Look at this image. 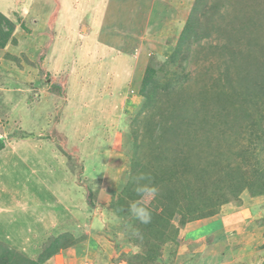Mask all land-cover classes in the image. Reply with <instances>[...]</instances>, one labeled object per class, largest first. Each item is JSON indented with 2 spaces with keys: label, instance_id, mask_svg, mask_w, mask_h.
<instances>
[{
  "label": "rangeland",
  "instance_id": "obj_1",
  "mask_svg": "<svg viewBox=\"0 0 264 264\" xmlns=\"http://www.w3.org/2000/svg\"><path fill=\"white\" fill-rule=\"evenodd\" d=\"M17 1L0 0V13L9 16L18 9ZM25 1L26 8L30 10V0ZM193 1L182 0L186 2V6L185 9L179 7L181 23L187 20ZM219 1L222 4L218 13L222 17L224 15L225 19L220 22L219 15L214 10L206 18L210 36L194 44L188 52L189 61L183 63L186 66V77L181 80V93L176 91L180 87L179 83L171 91L161 90L153 106L141 114L139 107L132 115H124L129 107L128 99L134 105L133 98H136V94L141 97L140 106L145 102L141 90L140 94L133 92L135 84L123 95L102 101L100 106L95 104L100 101L98 100L86 102L85 108L82 102L75 109L69 108L74 106L71 88L76 82L73 80L75 77L71 73H55L52 76L53 73L48 71V67L47 70L43 69L44 57L48 55L50 48L42 55L37 54L36 40L30 43L27 41L26 46H23L25 41H20L23 50L10 48V45H19L14 35V44L10 42L7 49L0 48V139L4 138L6 142V147L0 152V243L11 247L20 239L25 240V235L29 234L28 240L39 243V251L36 253L38 255L53 239L67 235L71 245L65 249L64 258L58 261L60 264H141L135 256L146 249L148 240H151L149 245L154 243L152 236L147 230L145 232L147 224L135 225L134 232L130 235L132 228L128 225L132 217L120 218L109 206L112 200L118 199L133 175V158L145 165L157 159L156 166L159 169L166 168V142L154 139L153 145L146 147L151 139V136L148 138L151 134L147 131L153 132V135L158 134L160 128L157 124L165 121L169 108L166 102L183 100L184 95L190 96L197 104L194 108H189L187 114L190 110L202 113L205 109L204 113H210L213 115L211 118H214V115L216 117L219 113H225L221 108L222 103L217 105L216 102L220 93L229 92L227 80H220L219 77L224 62L222 45L229 41L226 30L231 29V21L232 24L235 23V28H240L237 18L232 17L234 14L240 11L248 18L253 17L260 25L255 29L258 31L256 38L264 43V0ZM117 7L119 6L113 4L110 6L109 14L112 13V18L120 15V8ZM130 7H134V4ZM172 11H175V7H172ZM20 12L18 14L15 11L9 20L18 27L16 33L21 28L25 34L30 35L31 31L24 21L27 13ZM172 16L178 17H175L174 12ZM29 18L32 19V15ZM28 23L33 26L35 24L31 21ZM6 26L0 32V39L6 32ZM124 26L129 27L128 24ZM253 30H247L246 35L248 32V35L252 34ZM135 45L134 43L130 46L135 49ZM213 51L215 54L212 56ZM75 53V58L79 60V54ZM155 53H149V66L159 69L166 59ZM256 58L257 63H262L261 53ZM68 59L73 61L74 57L70 56ZM76 63L79 64L78 61ZM165 73L159 71L155 77L166 86ZM68 75L69 83H66ZM209 87L212 89H208ZM202 93L210 98L205 103L206 108L202 106ZM114 106L120 107L123 114L117 122L110 115ZM80 108H84L82 114L78 112ZM131 108L128 109L130 112L134 107ZM66 109L72 114L68 119H65ZM184 110L187 112V108ZM251 110L243 101L236 103L235 107L228 106L230 117L224 125L226 128L222 127L226 131L222 132L219 128L222 121L216 117L212 120L217 124L216 132L213 128L210 133L208 130H200L196 142L188 148L194 150L195 156L199 153L193 164L198 169L201 167V175H191L189 180H184L201 191L203 200L210 196L213 206L216 204L217 214L196 220L199 221L198 224H191L196 221L190 222L185 234L182 229L186 225L179 227L181 218L179 215L174 216L171 222L180 228V243L177 249L171 243L161 247L164 259H171L169 252L176 251L174 260L177 264H196L197 256L201 252L190 251V245L219 242L220 237H223V243L219 242L223 246L218 245L219 249L215 254L224 252L228 244L227 249L230 246L234 253L232 259L235 264H264V119L261 118L258 122L260 115L253 116ZM75 114L80 115L74 116ZM42 126L45 128L42 129ZM197 128L196 124L192 127ZM24 132L33 137L24 140L15 137ZM163 134L166 136V131ZM11 136L15 138L9 140ZM204 136L208 137V142L202 139ZM20 141L32 143L25 144L24 149L20 147ZM178 146L180 152L182 149L186 152V143ZM170 147L173 148L174 144ZM21 153L27 155V161L22 158ZM41 157L45 159L49 171L47 166H43L44 162L40 164ZM29 167L39 170L40 174L37 176ZM151 167L153 170L157 168ZM164 186L166 187V180L162 190L158 189L154 198H142L135 194L134 200L130 201L132 198L126 195L125 199L129 202L143 199L145 206L153 214H160L164 209L160 205L165 192ZM208 206L212 207L211 204ZM223 219L227 221L226 229L210 234ZM25 223L28 226L27 231ZM205 232L207 238L203 236ZM142 234L146 236L142 238ZM201 236L203 238L197 243L195 239ZM7 242H11V245ZM214 249L215 247L211 249L212 254ZM56 263L54 261L52 264Z\"/></svg>",
  "mask_w": 264,
  "mask_h": 264
},
{
  "label": "trees",
  "instance_id": "obj_2",
  "mask_svg": "<svg viewBox=\"0 0 264 264\" xmlns=\"http://www.w3.org/2000/svg\"><path fill=\"white\" fill-rule=\"evenodd\" d=\"M221 4L222 3L219 0L193 1L189 16L177 38L172 53L167 57L164 64L159 69H154L152 66H148L146 70L141 86V95L145 102H143L144 104L139 108L140 114L153 106L161 90L163 91L166 89V92L171 91L176 89L173 87H176L177 83H179L180 87H177L178 89H176V91L179 94L181 93V86L183 85L181 84V80L182 78L184 80L186 77V66L183 63L189 61L188 52L191 50L192 46L210 36V33H208L210 27L209 25H206V18L209 13L214 10V12H217V15H219L218 19L220 22H223L225 19L224 15L222 17L218 13ZM232 17H235L234 19L237 18L236 20L238 21L240 28H235V23L232 24L233 21H231V29L226 30V35L229 41L222 45V57L224 58V62L223 71L219 78L220 80H224V78L227 80L229 92L224 93L225 91H223L220 93L218 102H216L217 105L222 103L221 108L222 111L225 112L216 115V117H219L222 121V126L219 127L220 129L225 127L224 125L230 117V112L227 111L228 106L235 107L236 103L241 101L252 108L251 111L253 116H257V114L260 115L258 122L261 121V118L262 120L264 119V112H262L264 109V43L256 38L258 31H255L260 25L253 17L248 18L245 15H242V12L240 13V11ZM5 26L7 28L6 32L2 34L0 39V48L2 49H5L8 43L13 42L14 44L16 42L13 38L16 26L14 22L0 13V32L4 30ZM247 30H253L252 34L248 35V32L246 35ZM209 49L213 50V47H210ZM260 53L262 63H257L256 57L257 54L260 55ZM214 54L215 51L211 53L212 56ZM255 55L256 57L254 58ZM180 69L181 72H179ZM159 71L166 72V86L160 83L161 80H159V78L155 77ZM208 89L212 88L209 87ZM201 95H203L201 100L204 102L202 106L203 108H206L205 103H207L210 98H207L204 93ZM166 103L169 104L166 119L164 122L157 124L160 128L158 134L153 135V132H150L149 130L147 131V133L151 134L148 136V138L151 136V139L149 141L150 143L146 145V147L153 145L152 142L154 139L161 141L162 143L166 142V159H164L166 160V168L159 169L158 166H156L157 159H155V162H150L148 165H145L142 164L140 160L133 158L131 163V173L133 175L130 176V180L124 187L125 189L118 199L112 200L109 206L111 211L120 218L129 219L132 217L128 225L132 228L129 231V234L131 235V233L134 232V226L139 223L142 224L138 219L131 215L129 212V205L131 202L125 199L126 195L131 197L132 199H130V201H132L134 200V195L137 194L133 190L134 184L132 182V177L139 173H146L151 177V183L160 190H162L161 188H163V184L166 180V187L164 186L165 192L162 194V202L160 204L164 208L163 213L153 214L150 211L152 216L151 222L148 223L146 227L144 226L146 228L145 232L147 230L152 236L154 243L149 245L151 243H149V241L151 240H148L146 249L135 256L141 264H175L176 262L174 258L177 254L176 251L169 252V257H171V259H164L161 247L167 243H171L172 247L177 249L180 243L178 240L180 231L179 227H184L187 223L192 221L213 217L217 214L216 204L213 206V201L210 196H204L205 200H203L201 191L194 186H191L192 184L190 185L189 182H185L186 179L189 180L188 178H190L191 175H197L198 177L201 175V167L198 169V167H195L196 164H193L195 159H198L199 153L195 156L194 150H188V148L196 142V139L198 138L197 134H199L200 130L205 132L208 130L210 133L213 128L216 132L217 124L212 121L216 117L214 115V118H211L213 116L212 114L204 113L205 109L202 110V113L198 110H190V113L187 114L189 108L192 109L197 106L195 101L187 95H184L183 100L180 99L178 101V99H176L175 102ZM185 108H187V112L184 110ZM185 112L186 114H184ZM193 119H195L196 122L193 121ZM193 124H196L198 128L192 129L194 126ZM208 126L210 127L209 129H207ZM225 128L222 129V132L226 131ZM165 131L166 136L163 134ZM219 131L220 130H218V133ZM211 136L215 137V135ZM15 137L18 140H24L33 137V135L24 132L20 134V136L16 135ZM15 137L11 136L9 137V140H12ZM145 138L148 139L147 135ZM202 139H204L205 142H208V137L204 136ZM223 139L225 140V138ZM157 143L158 142H155V144ZM181 143H186V152L184 151L185 149H182V153L180 152L178 145ZM171 144H174L173 148L170 147ZM164 145L165 144H163V146ZM5 147L6 142L4 138H1L0 152L4 150ZM159 158L161 159V157ZM150 165L157 168H154L153 170ZM198 177L197 179L199 180ZM173 180L175 182L181 180L182 182L178 181L175 183ZM210 204L212 207L208 206ZM176 215H179L181 218L179 227L174 226L171 222ZM145 236V234H142V238ZM211 242L212 241H209L208 244ZM70 245L67 235L58 236L49 243L36 260H32L13 248L0 243V264H44Z\"/></svg>",
  "mask_w": 264,
  "mask_h": 264
},
{
  "label": "crops",
  "instance_id": "obj_3",
  "mask_svg": "<svg viewBox=\"0 0 264 264\" xmlns=\"http://www.w3.org/2000/svg\"><path fill=\"white\" fill-rule=\"evenodd\" d=\"M17 2L18 9L12 11L11 14L6 17L8 19L11 18L15 11L18 14L21 13L20 11H23V14L26 12L27 14H25L26 17L24 21L31 31V34H25L26 32H23L21 28L19 33H16L18 29L16 26L14 37H16V41L19 45H10L9 47L23 50V47L19 43L20 41H25L26 43L23 46H26L27 41L30 43V41L36 40V43L38 42L37 49L35 50L37 54L41 53L42 55L45 50L47 51V48H50L47 52L48 55L44 57L45 64L43 69L47 70L46 67H48V71L53 73L52 76L55 73H71L72 77H75L73 80L76 82L73 88H71L74 106L71 105V107H69L75 109V106L77 107L79 102L84 103L83 106L85 108L87 103L100 100L95 103L100 106L102 101L105 102L110 98H115L116 95H123L128 92L132 84H135L133 92L140 94L142 81L151 63L149 53L152 51L154 53L157 52L162 59H167L172 53L177 38L185 24L180 21L179 16L181 13L179 12V7L185 9L187 1L30 0V10L26 8L25 0H18ZM112 4L118 5L119 7L117 8H120V15L118 17L112 18V13L109 14V9ZM126 4H129V6H125ZM133 4L134 7H130V5ZM172 7H175V11H172ZM173 12L175 17H178L174 18V16H172ZM31 15L32 19L29 18ZM28 21H31L33 24L35 23L34 26L28 23ZM124 24H128L129 27H125ZM83 30H85V33H83ZM23 35H26V37H23ZM144 37L148 38L145 40ZM139 38L142 39L140 40ZM134 43L136 44L135 49H132L131 46ZM7 48L8 45L6 49ZM75 52L79 54V60L75 58ZM70 56L74 57L73 61L68 59ZM76 61L79 62L78 65ZM66 83H69V75ZM133 100H135L133 102L134 105L131 104V99H128V101H130L129 107L126 108V113H124V115L130 116L140 107L142 103L141 97L136 94V98H133ZM130 105L134 107H132L133 111L131 112L128 110L131 108ZM84 108L82 110L80 108L78 112L82 114ZM120 111V107L114 106V111L110 112V115L116 118V122L123 116L122 111ZM80 114H75L74 116H79ZM87 114L93 115V113ZM70 115L72 114L66 109L65 119H68ZM65 126H67V124H65ZM43 127L44 126H42V129L45 128ZM25 131L30 132V130ZM18 143L21 148L25 149V144L28 145V143L32 142L20 141ZM47 143L49 144V142ZM22 158L27 161L28 157L22 154ZM40 160V164L44 162L43 166H47L43 157H41ZM23 164L27 166L25 163ZM29 168L31 172L37 176L40 174L38 172L39 170L36 171L33 167ZM48 168L47 166V171H49ZM48 192H50L49 189ZM226 222L225 219H223L222 222L219 221V224L213 228L210 234L221 231L222 229L225 230L227 226ZM198 223L199 221H196L191 224ZM191 224H186L184 229H182L183 234H185L188 230L187 227ZM24 226L27 231V223H25ZM27 235L29 234L25 235V240L21 241L20 239L18 243H13L11 247L25 257L36 260L40 254V252H38V255L36 254L37 251H39V243L37 241L28 240ZM203 236L206 237L208 235H206L205 232ZM203 236L195 239L197 243L201 241ZM220 239L221 241L219 242L223 243L224 238L220 237ZM219 242L212 241L210 244L200 242L198 246L190 245V251L201 252L200 255L197 256L198 261L196 264H235L232 259L234 253L231 252L230 246L227 249L228 244L224 252L219 255L215 254L218 252V245H222ZM7 243L11 245V242ZM186 244L188 243H185V245ZM214 247V253L212 254L211 249ZM64 252L65 250H61L59 254L44 264H52L54 261L55 263L60 261L64 258ZM34 255L37 256L36 259ZM81 255H83V253Z\"/></svg>",
  "mask_w": 264,
  "mask_h": 264
},
{
  "label": "clouds",
  "instance_id": "obj_4",
  "mask_svg": "<svg viewBox=\"0 0 264 264\" xmlns=\"http://www.w3.org/2000/svg\"><path fill=\"white\" fill-rule=\"evenodd\" d=\"M134 191L142 198L157 195L158 188L151 183V177L146 173H139L132 177ZM129 212L133 217L138 219L142 224L151 222L152 216L150 210L145 206L143 199H138L130 203Z\"/></svg>",
  "mask_w": 264,
  "mask_h": 264
},
{
  "label": "built area",
  "instance_id": "obj_5",
  "mask_svg": "<svg viewBox=\"0 0 264 264\" xmlns=\"http://www.w3.org/2000/svg\"><path fill=\"white\" fill-rule=\"evenodd\" d=\"M56 264H60L59 262H57Z\"/></svg>",
  "mask_w": 264,
  "mask_h": 264
}]
</instances>
